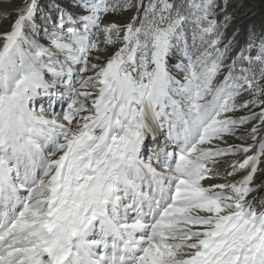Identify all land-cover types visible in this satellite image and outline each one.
<instances>
[{
	"label": "snow or ice",
	"instance_id": "6c2138e0",
	"mask_svg": "<svg viewBox=\"0 0 264 264\" xmlns=\"http://www.w3.org/2000/svg\"><path fill=\"white\" fill-rule=\"evenodd\" d=\"M233 19L229 0L0 11V264H264V29L233 54Z\"/></svg>",
	"mask_w": 264,
	"mask_h": 264
},
{
	"label": "rangeland",
	"instance_id": "374dc122",
	"mask_svg": "<svg viewBox=\"0 0 264 264\" xmlns=\"http://www.w3.org/2000/svg\"><path fill=\"white\" fill-rule=\"evenodd\" d=\"M229 0V12L234 17L231 25L226 29L225 32V42L228 40H234V50L233 54L238 51L241 47L244 46L245 41L247 40L248 34L252 29H255L259 32L261 29H264V0H247V2H238L235 0L233 4ZM259 3L261 8H256L255 4ZM46 3V0H41V6L43 7ZM14 0H0V11L5 7H12ZM239 5L241 7H239ZM246 11V13H240V11ZM130 13L124 15H117L111 17L110 19L117 22H126ZM252 15V16H251ZM244 21V27L241 26L234 28L235 25H240ZM58 111V110H57ZM247 114L246 110H242L237 115ZM230 144H241L242 141L236 138H230L228 141ZM248 143H251L249 140ZM223 159H231V157H225ZM221 171V170H220Z\"/></svg>",
	"mask_w": 264,
	"mask_h": 264
},
{
	"label": "bare ground",
	"instance_id": "6f19581e",
	"mask_svg": "<svg viewBox=\"0 0 264 264\" xmlns=\"http://www.w3.org/2000/svg\"><path fill=\"white\" fill-rule=\"evenodd\" d=\"M235 0H231L230 1V3L231 4H233V2H234ZM238 2H240V1H242V2H247V0H237ZM254 3H256V2H254ZM255 6H256V8H261V5L259 4V3H256L255 4ZM239 7H241L240 5H239ZM248 13V12H246V11H240V13ZM252 16V15H251ZM239 26H241L242 28L244 27V21H242V23L240 24V25H235V27L234 28H237V27H239ZM45 107L47 106V103L45 102ZM57 110L59 111L60 110V108L59 107H57ZM148 143H149V145H151L152 147H155L156 145H155V143L151 140V137H149V139H148ZM160 144H163V138L161 137L160 138ZM224 160H230V159H224ZM227 168H228V165L227 164H225V163H223V161L221 162V164L217 167V171H218V173H219V177H223L224 176V174H225V172H226V170H227ZM221 170V171H220ZM236 178H238V177H236ZM229 179H235V178H233V177H229ZM211 183H214V182H218V181H210ZM220 182H222V181H220ZM257 182H264V173H258V176H257ZM262 198H264V197H262Z\"/></svg>",
	"mask_w": 264,
	"mask_h": 264
}]
</instances>
